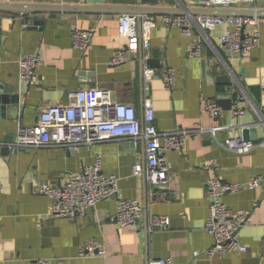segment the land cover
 <instances>
[{"label":"crops","instance_id":"obj_1","mask_svg":"<svg viewBox=\"0 0 264 264\" xmlns=\"http://www.w3.org/2000/svg\"><path fill=\"white\" fill-rule=\"evenodd\" d=\"M0 4L92 10H0V85L18 96L15 106L0 104V143L4 144L0 146V264H31L39 259L54 264H147L149 259H169L173 264H264V147L240 155L218 144L227 136L222 127L231 124L234 108L246 110L239 120L249 126L246 140H264V129L254 126L259 120L256 112L264 115V18H259L257 26L258 45L246 56L222 48L219 38L224 27L206 32V40L193 28L201 53L199 58H190L186 52L190 39L160 20L171 14H151L157 23L150 33V48L110 66L109 60L122 46L118 13L101 10L139 5V0H0ZM156 6L201 9L190 7L188 0H162ZM239 10L264 11V0ZM90 28L94 29L90 44L80 51L72 45V33ZM254 30L246 27L244 32L249 35ZM34 54L41 65L36 79L26 84L19 78L18 61ZM142 59L150 68L174 71L171 90L164 88L157 75L144 81ZM150 60L156 62L154 67ZM89 88L112 90L114 98L133 106L139 118L144 97L150 98L158 132L220 129L214 138L188 134L181 152L166 153L169 176L165 189L132 175L133 164L145 163L142 141L111 140L75 148H6L18 126L34 125L44 108L67 104L68 92ZM216 98L231 99L232 108L225 109L228 105L223 103L219 117L212 119L203 111V101ZM242 131L235 129L239 136ZM97 158L101 174L117 178L116 197L99 202L83 218H52L51 200L38 187L63 185ZM214 177L241 184L261 178L259 188L221 198L229 209L247 215L236 234L239 244L247 248L243 254H206L212 244L204 229L210 205L206 184ZM131 199L142 205L141 218L134 225H116L117 200ZM153 216L169 217L168 228L149 232ZM88 242H94L104 254L96 250L81 256L80 250Z\"/></svg>","mask_w":264,"mask_h":264},{"label":"built area","instance_id":"obj_2","mask_svg":"<svg viewBox=\"0 0 264 264\" xmlns=\"http://www.w3.org/2000/svg\"><path fill=\"white\" fill-rule=\"evenodd\" d=\"M256 0H188L190 7L201 9L235 10L243 5H255ZM161 22L168 28L180 30L183 37L190 39L186 46L187 56L200 57L201 43L194 38L193 28H196L206 40V32L224 27L219 40L222 48L239 56H246L257 47L259 33L257 26L259 18L241 16H209V15H164ZM264 20V19H263ZM157 18L151 14L136 15L132 13L118 14V36L122 42L109 60L110 66H118L135 57L140 50L150 48V33L156 26ZM246 27L256 30L246 35ZM94 29L74 30L72 45L80 51H85L90 44ZM41 65L37 54L23 56L18 61L20 80L26 84L32 83ZM155 75L159 76L166 90H171L175 74L170 68L156 70L148 67L146 59H142V76L144 81H150ZM68 103L51 105L44 108L37 122L32 126H18L13 141L6 144L9 151L26 150L31 148L56 147L75 148L80 145L89 146L111 140H129L144 143L145 163L133 164L132 175L142 177L147 184L154 188L165 189L168 186L169 167L166 153L181 152L188 134L215 137L219 127H203L194 131L158 132L154 126V110L150 98L143 99V114L136 115L130 104L122 103L114 98L110 89H81L67 94ZM203 111L212 119L219 117L221 108L216 100L203 101ZM259 116L256 127L264 129V115ZM231 124L222 127L227 136L218 144L228 152L246 154L257 147H264V140L255 143L244 140L236 134L235 129H248L249 126L239 122L246 116V110L234 108L230 112ZM4 144L0 143L2 147ZM261 186V178L254 177L246 183H227L214 177L206 184L210 200L205 231L211 237L212 244L207 250L208 257L215 255L247 251L239 244L237 232L245 225L247 215L243 210L229 209L221 200L228 193H236L242 189L254 190ZM1 190V184H0ZM117 178L106 177L100 172V160L79 174H73L63 185L50 186L41 184L38 192L51 200L50 216L75 220L83 218L86 212L101 201L115 198ZM142 205L135 199L117 200L115 224L118 226L134 225L141 218ZM170 219L167 216H153L149 220L148 231L165 230ZM98 250L94 242H88L81 250L82 256L86 251ZM31 264H54L52 260H34ZM147 264H173L169 259H149Z\"/></svg>","mask_w":264,"mask_h":264},{"label":"water","instance_id":"obj_3","mask_svg":"<svg viewBox=\"0 0 264 264\" xmlns=\"http://www.w3.org/2000/svg\"><path fill=\"white\" fill-rule=\"evenodd\" d=\"M162 0H139V5H130V6H123L119 8H108V10H101L113 13H132L138 16L144 14H171V15H184L188 14L190 16H199V15H209V16H241V17H257V18H264V11H253V10H221V9H179V8H163L156 6ZM76 10V11H92L87 8L83 7H65V8H58V7H50V8H41L38 6H29V7H22V6H13L10 4H0V10H16V11H38V10ZM151 67L156 65V62L150 60L148 61ZM206 60L202 61V73L206 75ZM219 77H216V80H219ZM239 100L244 101L242 95H239ZM18 102L17 94H14L11 88H3L0 85V104H12V106L16 105ZM217 104L220 106H224L223 103H226L228 106L225 109L231 110V103L232 100H218L216 98ZM242 137L244 140L248 138V131L247 129H243Z\"/></svg>","mask_w":264,"mask_h":264}]
</instances>
